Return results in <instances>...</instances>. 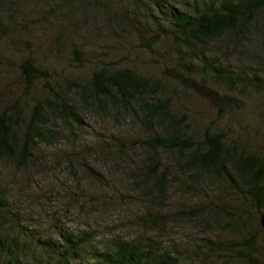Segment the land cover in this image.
<instances>
[{"label":"trees","instance_id":"1","mask_svg":"<svg viewBox=\"0 0 264 264\" xmlns=\"http://www.w3.org/2000/svg\"><path fill=\"white\" fill-rule=\"evenodd\" d=\"M34 2L0 0V160L13 162L17 168L32 162L49 170L63 168L78 185L81 173L104 186L103 174L86 159L103 163L110 162L111 156L135 152L141 163L128 172L129 184L138 194L139 188H148L149 209L158 212L156 207L163 206L169 186L178 194L202 198L201 203L166 217L148 211L139 224H161L169 217L190 223L212 221L216 228L241 238L231 242V247L225 244V249L220 243L210 245L224 254L233 250L236 264H257L264 252L257 247L264 235L260 225L264 143H241L218 120L227 109L233 111L230 100L236 92H254L264 98L260 66L264 63L260 54L264 52V0H46V17L27 20ZM44 21H71L72 27L80 26V35L98 32L108 45L96 55L92 45L101 43H88L81 50L74 47L71 61L84 69L75 77L56 70L45 72L40 58L18 61L16 52L32 51L35 28ZM112 24L118 28L110 30ZM61 38L62 34L56 37V56L65 49L59 45ZM138 49L147 54L148 62L137 59ZM230 56L245 64L224 63ZM139 61L142 65L137 67ZM247 66L251 68L245 70ZM150 69L160 75L146 72ZM194 78L211 91L217 103L211 96L203 99L193 86L190 90L183 86L182 80ZM179 99L198 103V118H208L209 113L215 118L204 119L200 130L194 129L189 112L174 108ZM88 119L104 125L100 134H79L76 129L83 128ZM126 123L137 130L135 138L126 140L109 129L114 124L120 130ZM61 144L74 147L75 153L35 159L33 148ZM222 186L227 195L225 207L218 203ZM5 205L0 186V213H11ZM4 220L2 224L17 223L13 218ZM6 235H0V253L10 259L6 264L32 251V241L21 245L15 234ZM88 238L87 233L73 237L53 226L36 247L45 253L46 264H186L188 260L185 252L162 248L148 237L109 240L91 252L83 250Z\"/></svg>","mask_w":264,"mask_h":264},{"label":"rangeland","instance_id":"2","mask_svg":"<svg viewBox=\"0 0 264 264\" xmlns=\"http://www.w3.org/2000/svg\"><path fill=\"white\" fill-rule=\"evenodd\" d=\"M45 1L35 0L37 4L35 2V5L31 4L33 6L29 9L31 16L28 15L27 20L35 18L41 20L46 17L48 8ZM114 1L124 2L125 0ZM75 17L76 15L72 19ZM49 19L51 18H47V20ZM72 26L71 21H66L64 24H57L53 21H44L37 24L34 32L36 38L31 41L32 51H17L16 53H19L18 61L40 58L44 64L43 69L46 70L45 72L56 70L57 73L62 72L66 76L71 75L75 77L82 75L84 69H77L75 67L76 64L71 61L73 58L71 50L74 47L81 50L83 46H88V43H101L100 46L97 44L92 45L95 47L94 53L96 55L102 50L101 47L108 45L107 38L93 31L80 35V26ZM109 28L111 30V28L118 27L116 24H112ZM60 34H62V38L59 40V45H62L65 49L61 54L56 56L54 54L57 46L56 37ZM135 54L138 60H142L141 62L149 61L145 52L138 49ZM260 54L264 57L263 51ZM53 59H56V63ZM237 59L238 57L233 58L230 56L224 63L237 64L240 67L242 64H245L244 60L241 59L239 61ZM141 62H137L136 66L140 67L142 65ZM49 63L51 65L50 70H48ZM249 66L245 67V70H249L251 68ZM260 66L263 71L264 63ZM260 66L257 67V70L261 69ZM252 68L255 69L254 66ZM146 72H153L149 74H153L154 76L160 75V72L155 69H150ZM198 78L182 80L183 86L187 90H190L193 86V90H198L203 99L211 96L213 102L217 103L211 91L205 88ZM12 92L13 89L5 92L3 96L9 95ZM193 92L199 94L195 91ZM239 94L236 92L235 98L230 100L233 111L227 109L223 118L218 120L219 126L228 129L234 138L241 143L246 144L249 142L255 145L264 143L263 96L255 95L254 92ZM207 102L214 105L209 100ZM1 103L2 99L0 98ZM196 106L200 108L198 103L188 104L181 99L174 104L176 110H187L192 127L199 129L204 119H209L210 121L215 116L213 113H209L208 118H205L197 114L200 116L198 118L196 116V111L198 110ZM232 113H235L239 119L232 118ZM103 126L98 121L88 119L83 128L76 130H80L79 134H82V136H94V134L96 136L101 133L100 130ZM115 127L114 124L109 125L110 131H113L118 137H124L126 140L136 137L135 132L137 130L129 127L127 123L121 126L120 130H116ZM77 140L81 142L82 139L79 137ZM86 140L93 142V139L87 138ZM33 152L36 155L35 159L39 157L56 159L63 152L68 154V156L73 155L75 148L63 144L56 147L39 145L35 149L33 148ZM139 159L140 157L135 152L121 153L118 157L111 156L110 162L103 163L98 159L91 160L88 157L86 160L88 162L92 161L90 165L99 170L106 179L103 183L105 184L104 186L99 185L91 176H88L86 179L81 173L77 177V180L81 182L78 185L70 179V175L63 168V170L60 168L49 170L35 162L30 163L29 166L17 168L13 162L0 160V186L4 191L5 206L11 211V213L7 211L0 213V235L6 238V234L9 236L10 234H15L19 238L18 244L21 245H23L24 241H32L30 249L33 252L29 250L24 251V253L16 256L11 262H14V264H46L43 262L45 253L36 247L37 240L42 239L43 235L47 236V234H51L53 226H57L69 231L73 237H79L83 233H87L89 235V243L83 248L84 251L91 252L96 248H100L103 243L109 240L121 238L132 240L148 237L156 241L162 248H174L180 253L185 252L188 259L186 264H236V261L233 259L235 257L233 250L226 251L229 254H224L216 250L209 242L220 243L223 245L221 248L225 249V244H229L231 247L241 237L237 238L233 232L220 230V227L216 228L217 226L212 221L207 223L201 217L203 222L196 220L190 223L186 220L179 221L176 218L169 217L168 219L171 220H166L161 224L157 222L146 227L139 224L138 219L148 211L152 212L155 216L166 217L173 212L187 210L196 203H201L200 200H202L200 197V200L195 197H187L183 192L178 194L174 186H169L164 197L163 206L156 207L158 212L152 211L146 205V199L149 195L147 192L148 188H139L140 194H138L131 190V185L129 184L128 172L141 163ZM221 191L222 193L219 195L220 202L218 201V203L224 204L223 206L225 207L227 205V195H225L226 192L223 186ZM8 218H13L17 222L14 221L16 223L15 226L2 224L5 221L4 219ZM19 232H26L27 236H21L22 234ZM31 233L35 235L34 239ZM261 239L257 247L264 251V235ZM8 258L6 253H0V264H6L10 260ZM257 264H264V252L261 258H257Z\"/></svg>","mask_w":264,"mask_h":264},{"label":"water","instance_id":"3","mask_svg":"<svg viewBox=\"0 0 264 264\" xmlns=\"http://www.w3.org/2000/svg\"><path fill=\"white\" fill-rule=\"evenodd\" d=\"M260 225L264 227V215H262L260 218Z\"/></svg>","mask_w":264,"mask_h":264}]
</instances>
